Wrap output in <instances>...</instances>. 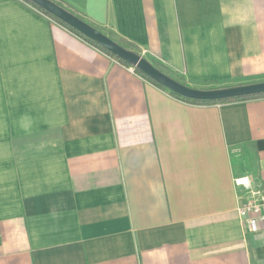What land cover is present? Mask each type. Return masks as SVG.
<instances>
[{
	"label": "crops",
	"instance_id": "0c3cea01",
	"mask_svg": "<svg viewBox=\"0 0 264 264\" xmlns=\"http://www.w3.org/2000/svg\"><path fill=\"white\" fill-rule=\"evenodd\" d=\"M189 82L264 80V0H61ZM264 98L195 105L0 0V264H264Z\"/></svg>",
	"mask_w": 264,
	"mask_h": 264
},
{
	"label": "water",
	"instance_id": "95a60500",
	"mask_svg": "<svg viewBox=\"0 0 264 264\" xmlns=\"http://www.w3.org/2000/svg\"><path fill=\"white\" fill-rule=\"evenodd\" d=\"M37 6L41 7L48 13L52 14L59 20L63 21L70 27L82 33L87 38L93 40L104 49L108 50L116 57L140 70L142 73L156 81L158 84L165 87L167 90L178 94L182 97L201 100V101H219L230 98L244 97L250 95H257L264 93V81L254 84L233 86L221 89L201 90L195 89L181 84L177 80L164 74L145 57L129 51L115 41L110 39L107 35L86 23L73 13L62 8L52 0H30Z\"/></svg>",
	"mask_w": 264,
	"mask_h": 264
},
{
	"label": "trees",
	"instance_id": "16d2710c",
	"mask_svg": "<svg viewBox=\"0 0 264 264\" xmlns=\"http://www.w3.org/2000/svg\"><path fill=\"white\" fill-rule=\"evenodd\" d=\"M21 1H23L27 5L31 6L32 8L38 10L43 15H45L47 18L52 19V20L56 21L57 23L61 24L63 27L67 28L69 31L73 32L78 37L82 38L83 40H85L86 42L91 44L92 46H94V47L98 48L99 50H101L102 52L106 53L107 55H109L110 57H112L113 59H115L116 61L121 63L122 65H124L126 67H133L130 64L126 63L125 61L121 60L120 58L116 57L114 54H112L108 50L104 49L102 46L98 45L93 40L87 38L82 33L78 32L77 30H75L74 28L70 27L69 25H67L63 21L59 20L58 18H56L52 14L48 13L47 11L42 9L41 7L37 6L32 1H30V0H21ZM52 1L55 2L56 4H58L59 6H61L62 8L66 9L67 11L73 13L74 15H76L77 17H79L80 19L85 21L86 23H88L91 26L95 27L96 29H98L99 31H101L102 33L107 35L110 39L115 41L117 44H119L123 48H125V49H127L129 51L135 52L138 55L143 56V53H142L141 49L138 46H136L135 44H133V43H131V42L125 40V39H123L118 34L113 32L111 29L104 28L102 26L96 25L95 23L91 22L88 18H86L82 14L76 12L74 9H72L70 6H68L67 4H65L61 0H52ZM150 62L152 63V65L155 68H157L158 70H160L164 74H166V75L170 76L171 78L177 80L178 82H180L183 85H186V86H189V87H192V88H195V89H201V90L221 89V88H227V87H233V86L254 84V83H259V82H263L264 81V80H259V79H252V80H249L247 82H243V83H239V84H232V85H230V84L229 85H223V84H217V83L216 84L215 83H194V82L187 81L186 78H184L182 75H180L177 72H174L169 67L165 66L164 64H162V63H160V62H158L156 60H150ZM133 68H134V70H135V72L137 74H139L142 78H144L148 82L152 83L153 85H155L156 87L162 89L163 91L169 93L171 96L175 97L176 99H179L181 101H184V102H187V103H190V104H195V105L227 104V103L238 102V101L258 100V99H263L264 98V93H262V94H257V95H250V96H244V97L224 99V100H219V101L192 100V99H188V98L182 97V96H180L178 94H175V93L167 90L165 87H163L162 85L158 84L156 81H154L153 79H151L150 77H148L147 75L142 73L140 70L136 69L135 67H133Z\"/></svg>",
	"mask_w": 264,
	"mask_h": 264
},
{
	"label": "built area",
	"instance_id": "2783aa9c",
	"mask_svg": "<svg viewBox=\"0 0 264 264\" xmlns=\"http://www.w3.org/2000/svg\"><path fill=\"white\" fill-rule=\"evenodd\" d=\"M234 185L247 194V201L239 210L240 216L251 231L258 232L264 223V189L257 187L250 176L236 178Z\"/></svg>",
	"mask_w": 264,
	"mask_h": 264
},
{
	"label": "rangeland",
	"instance_id": "374dc122",
	"mask_svg": "<svg viewBox=\"0 0 264 264\" xmlns=\"http://www.w3.org/2000/svg\"><path fill=\"white\" fill-rule=\"evenodd\" d=\"M143 57H145L144 55H143ZM146 58V57H145ZM147 60H148V58H146Z\"/></svg>",
	"mask_w": 264,
	"mask_h": 264
}]
</instances>
